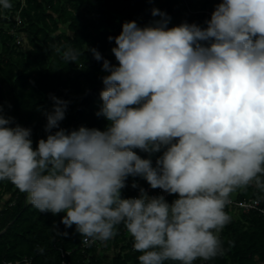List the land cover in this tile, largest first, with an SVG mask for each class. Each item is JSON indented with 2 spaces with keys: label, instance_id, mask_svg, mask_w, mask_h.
I'll return each mask as SVG.
<instances>
[{
  "label": "clouds",
  "instance_id": "1",
  "mask_svg": "<svg viewBox=\"0 0 264 264\" xmlns=\"http://www.w3.org/2000/svg\"><path fill=\"white\" fill-rule=\"evenodd\" d=\"M152 15L161 19L143 28L125 22L108 37L118 64H102L96 115L105 130L61 128L70 102L53 95L46 139L34 149L32 130L11 126L0 108V181L40 213H64L61 223L86 243L114 238L123 224L139 264H194L222 254L231 193L252 184L264 191V0H222L205 28H169L166 13ZM55 50L67 63L80 55ZM160 152L154 167L150 157ZM129 176L177 198L143 188L122 198Z\"/></svg>",
  "mask_w": 264,
  "mask_h": 264
},
{
  "label": "trees",
  "instance_id": "2",
  "mask_svg": "<svg viewBox=\"0 0 264 264\" xmlns=\"http://www.w3.org/2000/svg\"><path fill=\"white\" fill-rule=\"evenodd\" d=\"M222 0H10L11 7H0V108L14 124L32 130L33 148L46 139L45 111H52L55 96L69 101L60 127L78 130L81 126L105 130L108 122L97 116L104 85L103 60L118 64L111 49L122 25L136 21L141 28L160 20L152 10L159 9L171 20L168 27L183 22L207 27L215 7ZM23 35L27 46L16 39ZM71 47L79 51L77 61L67 63L56 48ZM95 48L102 60L94 59L87 49ZM10 106V107H9ZM73 127L71 123L75 112ZM55 131V130H53ZM141 158L149 154L134 149ZM162 152L150 158L155 167ZM136 183L137 188L132 184ZM143 188L152 189L142 177L129 176L122 198H132ZM23 195L10 181H0V264H139L133 240L123 224L117 235L98 245L82 249L83 238L73 225L66 228L64 213H40L30 203L23 206ZM177 196L167 195L171 203ZM235 202L256 200L264 208V191L254 184L238 188L230 195ZM231 221L219 233L223 252L211 260L197 259L194 264H264V217L256 211L240 213L226 210ZM9 222H12L10 225ZM67 232L68 235H58ZM105 244V247L103 246ZM116 249L108 255V249ZM40 249H43L41 252ZM21 264H24L21 262ZM165 264H174L166 261Z\"/></svg>",
  "mask_w": 264,
  "mask_h": 264
},
{
  "label": "built area",
  "instance_id": "3",
  "mask_svg": "<svg viewBox=\"0 0 264 264\" xmlns=\"http://www.w3.org/2000/svg\"><path fill=\"white\" fill-rule=\"evenodd\" d=\"M146 192L148 193L149 196H160V195H162L166 198V196L168 195V193L163 192V190H161V189H159L157 192H151L147 188ZM138 196H139V193L132 198H136ZM228 208L232 209L233 211L240 212V213H248L250 211H256L260 216L264 217V208L259 207V203L256 200H250L247 202H235V201L231 200V203L227 205V207L225 208V211ZM99 243H100L99 240L95 241L94 243H86L85 238H83L81 247H82V249H84L88 246L98 245ZM21 262L24 264L28 263L26 260H22ZM21 262L16 261L13 263L8 262V263H3V264H21Z\"/></svg>",
  "mask_w": 264,
  "mask_h": 264
},
{
  "label": "rangeland",
  "instance_id": "4",
  "mask_svg": "<svg viewBox=\"0 0 264 264\" xmlns=\"http://www.w3.org/2000/svg\"><path fill=\"white\" fill-rule=\"evenodd\" d=\"M16 41H17V43L19 42H21V46L23 47V46H27L26 44H27V40H26V38L23 36V35H21L19 38H17L16 39ZM102 247H105V244L103 243V246ZM114 251H116V249H112L111 247H110V249H108V251L106 252V254H108V255H111V254H113V252Z\"/></svg>",
  "mask_w": 264,
  "mask_h": 264
},
{
  "label": "water",
  "instance_id": "5",
  "mask_svg": "<svg viewBox=\"0 0 264 264\" xmlns=\"http://www.w3.org/2000/svg\"><path fill=\"white\" fill-rule=\"evenodd\" d=\"M76 113H77V111H76L75 114H74V117H73V120H72V123H71V128L73 127L74 119H75ZM25 204H26V194L24 193V195H23V206H25ZM11 223H12V222H9L8 225H10ZM7 227H8V226H6V227L0 232V235L3 234V233L6 231V228H7Z\"/></svg>",
  "mask_w": 264,
  "mask_h": 264
}]
</instances>
